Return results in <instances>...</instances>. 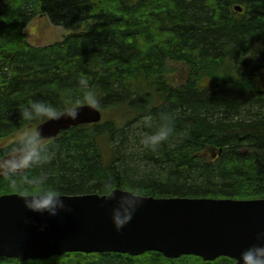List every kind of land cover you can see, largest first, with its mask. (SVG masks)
Instances as JSON below:
<instances>
[{"label": "trees", "instance_id": "1", "mask_svg": "<svg viewBox=\"0 0 264 264\" xmlns=\"http://www.w3.org/2000/svg\"><path fill=\"white\" fill-rule=\"evenodd\" d=\"M7 1L0 15V155L45 121H24L21 106L38 99L61 108L88 104L75 99L83 95L84 76L103 120L45 141L54 153L45 168L62 195H106L111 184L152 197L264 199V51L259 59L242 55L264 44V0ZM38 16L63 28V40L28 43L25 30ZM175 65L186 73L179 85L170 82ZM149 112L152 127L141 128ZM161 113L172 116L175 132L155 151L145 149L138 133L155 130ZM130 138L136 156L128 151ZM7 193L18 192L1 180L0 195ZM0 264L235 260L68 253L47 260L0 257Z\"/></svg>", "mask_w": 264, "mask_h": 264}, {"label": "water", "instance_id": "2", "mask_svg": "<svg viewBox=\"0 0 264 264\" xmlns=\"http://www.w3.org/2000/svg\"><path fill=\"white\" fill-rule=\"evenodd\" d=\"M8 6L0 0V15ZM241 12V7L236 8ZM76 120H47L36 132L56 138L72 127L98 124L96 106H77ZM120 192H131L115 189ZM72 208L57 217L41 216L24 206L19 193L0 196V257L47 260L68 253H118L133 257L159 252L168 259L195 256L206 262L240 253L264 232V199L152 197L140 195L142 207L121 231L113 225L107 195H62ZM43 229V230H42Z\"/></svg>", "mask_w": 264, "mask_h": 264}, {"label": "clouds", "instance_id": "3", "mask_svg": "<svg viewBox=\"0 0 264 264\" xmlns=\"http://www.w3.org/2000/svg\"><path fill=\"white\" fill-rule=\"evenodd\" d=\"M261 51H264V44L258 43L242 55L245 58L259 59ZM249 52H255V55H248ZM79 86L83 95L75 99H82L93 107L98 106L99 101L86 77L79 78ZM20 114L26 122L40 119L76 120L79 118L80 110L73 106L61 108L56 104L38 99L21 106ZM153 119V115L149 112L143 115L138 124L141 128H151ZM159 119L160 124L155 130L138 133L143 148L155 151L174 134L172 116L161 113ZM53 157L54 153L39 131L25 133L18 143L7 148L4 154L0 155V179L20 194L27 210L41 216L47 214L49 217H57L61 212L72 211V208L65 203L60 188L51 182L50 173L45 168ZM105 192L108 202H113L110 214L113 225L119 232L133 220L136 212L142 207L143 201L139 193L135 191L120 192L117 196V191L111 184L105 186ZM257 240L258 243L240 253L238 258L240 264H264V232L258 234Z\"/></svg>", "mask_w": 264, "mask_h": 264}, {"label": "rangeland", "instance_id": "4", "mask_svg": "<svg viewBox=\"0 0 264 264\" xmlns=\"http://www.w3.org/2000/svg\"><path fill=\"white\" fill-rule=\"evenodd\" d=\"M25 33L28 43L38 47H43L62 41L63 37L67 34L63 28L54 26L44 16H38L35 20H33L26 28ZM174 68L175 71L170 76L171 84L179 85L184 83L186 73L184 74L183 68L180 65H175ZM133 126L136 127V125ZM28 132H35V127L27 128V133ZM128 144L130 145V147H128L129 153L133 152V155L136 156L138 151L137 143L134 142L133 138H130ZM111 155V146L107 143V146L105 145V159L108 161ZM139 167L140 168L137 172L141 173L144 169V166L140 165Z\"/></svg>", "mask_w": 264, "mask_h": 264}, {"label": "flooded vegetation", "instance_id": "5", "mask_svg": "<svg viewBox=\"0 0 264 264\" xmlns=\"http://www.w3.org/2000/svg\"><path fill=\"white\" fill-rule=\"evenodd\" d=\"M26 132H27V131H26ZM24 134H25V133H23V135H24ZM1 180H2V179H0V183H1Z\"/></svg>", "mask_w": 264, "mask_h": 264}]
</instances>
